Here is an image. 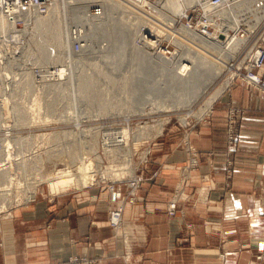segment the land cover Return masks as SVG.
<instances>
[{
    "label": "rangeland",
    "instance_id": "374dc122",
    "mask_svg": "<svg viewBox=\"0 0 264 264\" xmlns=\"http://www.w3.org/2000/svg\"><path fill=\"white\" fill-rule=\"evenodd\" d=\"M164 4L165 1L160 2V17L157 16L161 21L160 31L158 32V43L160 48L164 50L165 55L171 58V65L168 66L161 61L158 64V60L154 59L155 65L149 66L153 74L148 73L151 76L147 75L149 82H136L135 79L129 83L121 81L125 76L127 79L131 77L130 75L137 77L134 73L127 72L124 75L123 72L126 69L134 72L138 62L135 60L133 63H129L130 61L124 58L125 53H122L124 46L118 49L119 44L117 43L120 42L121 27L124 25L122 21L123 17L120 16V8H114V12L111 15L113 19L111 22L108 21L106 23L105 29H101V35L96 36L93 40V42L102 41V43L109 45L108 50H91L85 53V55L79 56V58L78 54H74L68 47L51 43L46 49L50 51L52 57L56 55L60 57V61L53 64L50 63L53 59H50L49 63H35L34 61L39 54V50H37L34 44L37 42L32 37L39 29L33 28L32 25H29L31 29L28 27L26 29L22 21H16V29L14 28V30H28L27 33L31 32L25 40H18V42H22L25 46L23 50V47L16 49L13 44L9 43L11 36L8 32L12 30L11 27L0 28V55L4 57V60H0V125L2 127H0V143L5 145L9 144L8 146L6 145L7 148L5 147L4 151L0 149V158L3 156V158L9 159L7 160L8 165L5 164V166L8 167L10 165L9 170H7V173H9L7 176L10 177V181L12 182L7 187L4 183L5 179H2L0 183V189L4 185L5 190H7H0V225H4V222L10 218L11 215L8 213L11 214L17 207L27 206L37 196H54L62 192L82 190L90 187L107 189L110 195L111 193L108 188L111 185L114 186L115 191L120 189L119 191H121L122 199L124 200V210L127 203L134 204L139 201L138 193L142 188L143 179H146V176H150L151 174V164L153 162L151 160H153L156 151L164 154L169 152L171 148H177L176 150L179 151L190 148L189 136L195 131L194 127L196 125L198 126L211 111L210 109L204 113L210 98L218 94L216 96L217 98L222 92L226 93L231 89L229 87L223 91L224 86L226 88L227 76L225 70L226 64L224 63L226 61L230 62L234 58V55H230L231 59L229 56L224 59L219 57L218 61L223 64H221L220 72L216 76L213 75L211 81L209 77L214 69L211 67L212 61L210 59L209 61L203 60L205 65L202 63L199 64L201 72L198 81L190 82V84L189 81H184V85L186 86L180 90L179 87L182 85L172 81L170 75L174 72V67L177 63L179 64L183 59L181 51L183 50L186 54L189 52H200L211 56V58H213V55H210L208 52L209 49L206 46L200 45L192 39L191 41L187 40L188 37L180 32L181 26L185 22L184 19H179L175 15L174 19H176V23L173 29L169 28L168 22L171 21L170 18L172 17L170 16L174 13L171 10H169L171 12L167 11L166 5ZM194 5H188L186 10ZM161 13L165 14L168 19H164L165 16ZM132 21L130 20L129 23H132ZM111 26L115 28L113 31H111ZM6 30L8 32H4ZM41 30V33L45 36L51 39L54 38V33L48 30V28ZM131 32H134L137 36L138 31H136V28L132 29ZM13 33L16 34V40L23 37V33L21 32ZM174 37L180 38L181 42L178 43L175 39L171 40ZM132 38L134 37L132 36ZM197 46L200 48L202 46L205 50L202 48L198 50L196 49L198 48ZM222 46L224 48L228 47L226 44ZM66 48L69 49L68 53L76 55L73 56L75 60L69 58L67 54H64L66 52L62 50ZM19 50H21L20 56H18L20 53L17 52ZM228 51L234 53L236 50L231 49ZM172 53L174 57H170ZM144 54L148 53L144 52ZM143 58L142 66L145 68V63L149 65V60H146L145 57ZM89 63H96L98 66L93 67ZM61 67L65 69L66 76L61 81L59 80L61 83H55L56 80L51 79L53 77H50L48 75L49 72L47 74L46 70L51 69V71H54V69ZM143 67L142 69L144 70ZM100 69L106 70L110 76L93 75V71L96 72ZM42 74H46L47 76L45 75L42 78ZM69 76L71 78H68ZM168 76L170 77L168 78ZM82 77H92V79L88 83L87 78L82 80ZM111 78L112 80H110ZM208 81H210L209 84L200 93L201 88ZM27 82L30 83L31 89L25 90ZM50 83H55L52 87L59 86L65 89L56 90L55 93H51V91L47 90L48 88L45 89L46 85H51ZM86 84H91L94 91H83L85 87L82 86ZM196 86L199 90H196ZM194 87L196 94L192 95L190 93H192V88ZM53 95H58L59 97ZM20 110L22 114L19 113ZM19 116H23L26 119L25 122H20V124L18 122L20 119ZM160 123H162L163 128L158 132ZM2 124L8 127L5 129ZM108 129L110 130L108 131ZM120 129L128 130V146H123V148L120 146V148H117L114 146L118 145H110L113 142L108 140L104 142L107 136L106 133L104 134L105 130L108 133L110 131L113 132L112 130L115 132L121 131ZM104 143H109L110 146L106 145V147ZM74 148H79L80 151H76L75 153L73 152ZM107 148L109 150H106ZM63 150L64 152H62ZM7 153L10 154V158L6 157L5 154ZM75 154L84 156V160L87 162L91 160L90 162L96 168L97 183L95 182V185L82 187L73 181L71 184H64L59 190L50 189L48 187L49 182L45 179L63 177L60 179L71 178L73 180L72 173L67 174L70 176L66 177L63 174L71 169L69 166L73 164L72 158ZM21 157L22 159H20ZM194 157L197 161L195 168H197L200 158L198 152L196 156H191L192 159ZM74 164L76 165L77 163ZM127 165L128 171L124 173L125 175L122 178L118 176H116L118 178L115 177L116 179L111 176H107V179L101 178L103 177L102 172L104 170L112 167L116 168L117 166L127 167ZM189 167L191 168L190 163L188 165ZM186 174L183 171L181 172L173 194L169 199L166 210L168 216L173 217L176 213L183 214V205L190 198V194L185 193L186 180L189 176L187 175L184 179L183 176ZM136 175L140 177V183L137 190H134V194H132L133 190H129L128 180L134 178ZM0 176L3 178L2 175ZM22 181H26L27 183ZM7 192L9 196H6V198L2 197ZM31 193H34V195L28 199L27 195L29 196ZM172 202H175V208L172 209V213H169L168 207ZM113 204V206H117L116 203ZM2 205H8V207L5 206L3 208ZM109 226L113 231L120 233L123 229V222L118 228H114L110 222ZM186 228L190 230L192 226L189 224ZM128 229L130 227L127 226L126 230ZM263 257L264 254H259L256 256V260L261 261ZM74 258L79 259V264L93 263V261L90 262L85 256ZM71 260H73V257L67 259L65 262L62 261L52 264H68Z\"/></svg>",
    "mask_w": 264,
    "mask_h": 264
},
{
    "label": "crops",
    "instance_id": "0c3cea01",
    "mask_svg": "<svg viewBox=\"0 0 264 264\" xmlns=\"http://www.w3.org/2000/svg\"><path fill=\"white\" fill-rule=\"evenodd\" d=\"M258 72L264 79V66ZM229 108L239 111L234 145L226 137ZM194 128L189 149L156 151L139 201L124 207L120 233L109 226L115 206L107 189L40 195L0 225V264L78 256L91 264H264L256 260L264 254V95L235 81ZM191 150L199 164L187 171ZM182 171L190 198L171 217L167 205Z\"/></svg>",
    "mask_w": 264,
    "mask_h": 264
},
{
    "label": "built area",
    "instance_id": "2783aa9c",
    "mask_svg": "<svg viewBox=\"0 0 264 264\" xmlns=\"http://www.w3.org/2000/svg\"><path fill=\"white\" fill-rule=\"evenodd\" d=\"M112 1L119 5L115 8L121 9V17L124 18L125 16H129L131 21L132 18L135 17L139 21L140 24L138 26L135 24L134 26L136 31H138L137 36L135 35L137 48L141 50L148 49L149 46H152V43L160 47L158 43V32L160 31L161 21L157 16L160 17V2H164L165 0ZM180 1L186 3V0ZM60 2L66 3L71 13L78 14V11H81L85 14L82 21L75 22L71 19L72 16L68 21L67 28L70 36L71 51L76 53V55L78 54L79 57L91 50L109 49V45L102 43V41L93 42L96 36L101 35V29H105L106 23L108 22L104 1L102 0H0V14H4L6 19L13 24L10 32L7 30L4 31L8 32L11 36L9 43L13 44L16 49L23 47L24 50L25 46L22 42H18V40H25L26 37H29L31 32L27 33L28 30H14L16 21H22L26 29L27 27L31 29L29 25H32V21L45 15L50 6ZM192 4L195 5L188 10H186L187 6L184 7V15L179 18L185 20L183 24L184 27L194 31L207 40L212 39L211 37H218L221 41L220 46H225V44L228 45L226 49L230 47L234 49L235 45L232 43L241 40L240 45L233 53L234 58L226 63V88L224 86L223 91L231 87L235 81H241L246 86L264 95V79L258 72L259 69L264 66V0H192L189 5ZM166 9L167 11L171 10L167 6ZM161 14L165 16L164 19H168L165 14ZM171 17V21L168 22V25L170 29H173L176 23L174 19L175 15L173 14ZM102 20L104 21L102 22ZM13 32H21L23 33V37L16 40V34ZM170 36L172 37V35ZM226 37H231V42L230 40L226 42ZM172 39H175V37L171 38V40ZM187 40L191 41V38L188 37ZM68 50L69 49L66 48L62 51L66 52L64 54L68 55ZM17 52L20 53L18 54V56H20L21 50ZM172 56L174 57L173 53L170 57ZM0 60H4V57L1 55ZM73 60H75V58ZM47 72H49L50 75L53 71L48 70ZM238 113L239 111L233 108L229 109L227 113L226 137L229 145H234L236 142V117ZM2 147L3 144L0 143V149H2ZM191 152L192 155L196 156V151L191 150ZM196 165L197 161L195 157L193 159L191 158V168H187V171L193 169V167L195 168ZM187 175L188 174L183 176L184 179ZM128 181V185L130 186L129 190H133L132 194H134V190H137L140 183V177L136 175ZM108 189L111 193V202L117 204V206L109 212L108 220L114 228H118L122 224L124 200L122 199L121 191H119L120 189L115 191L113 185ZM6 194H8V192ZM174 203L175 202L169 204V213L173 212L172 209L175 208ZM68 264H79V259L73 258Z\"/></svg>",
    "mask_w": 264,
    "mask_h": 264
},
{
    "label": "bare ground",
    "instance_id": "6f19581e",
    "mask_svg": "<svg viewBox=\"0 0 264 264\" xmlns=\"http://www.w3.org/2000/svg\"><path fill=\"white\" fill-rule=\"evenodd\" d=\"M102 1H104V8H105V12H106L107 19H108L107 21L111 22V20L113 19V17H111V15L114 12V8L115 7H118L119 5L116 4V3H114V1H112V0H102ZM191 2H192V0H186V3H183L180 0H165L166 6L169 7L173 11L174 15H177L178 16V18H180V17H182L184 15V13H183L184 7L185 6H188L189 3H191ZM71 16H72L71 19H73L75 22H77V21H82L84 19L85 14L83 12H81V11H78V14L73 13V12L71 13L70 12V9L68 8V5L66 3L60 2V3H56V4H53L52 6H50L48 8V12L45 15H43L41 17H38L34 21H32L31 24H32L33 28L39 29V31H37V33H34V35L32 37V39H34V41L37 42V43H34V44L36 45L37 50H39V54L37 55L36 60H34L35 63H44V62L49 63L50 62V59L51 60L53 59V61L50 62L52 64L55 63V62L60 61L59 60L60 57L58 55L52 57V55L50 54V51L48 49H46L47 47H49V45L51 43H54V44H56L58 46H62V47L63 46L64 47H68L69 49L71 48V45H70V36H69L68 28H67L68 27V21H69V19H70ZM132 19H133L132 23H129L130 20H131V18L129 16H125L122 19V21L124 22V25L121 27L122 32H121L120 38H119L120 39L119 40L120 42L117 43V44H119V48L118 49H121L124 46V48L122 49V53H125L124 58H126L127 60H129L130 61L129 63H133V61H135V60H137V62H138V64H136L137 66H136V69L134 70V72L129 71L128 69H126L124 71L125 73L123 72V74L126 75L127 72H131V73H134L135 75H137V77L136 76H133V75H130L131 77L129 79H127L126 76H125V78H123L121 81L124 82V83H126V82L129 83V82H131V81H133L135 79L136 82H149L148 76H151V75H148V73H152L153 74V72H152V70H150V67L149 66H154L155 65L154 61L155 60H158V64H160L159 61H161L164 64H166V65L169 66V65H171L170 64V59L171 58L167 57L165 55V52L159 46H155L154 43H152V46H149L148 49L141 50V49L137 48L136 47V43H135L136 42V40H135L136 39L135 33L134 34L131 33L130 30L132 31V29H135L133 25L136 24L138 26L140 23H139V21L135 17H133ZM103 21L104 20H102V22ZM12 26H13V24L8 19H6L5 15L4 14H0V28H9V27L12 28ZM102 26H103V24H102ZM43 28L44 29L45 28H48V30H51L54 33V35H53L54 38L51 39L50 37L45 36L44 34H42L41 33V31H42L41 29H43ZM114 29L115 28H113V26H111V31H113ZM166 32H168V31H166ZM180 32L183 35H185L187 37H190L192 40L197 41L198 44L206 46V48L209 49L208 52L210 53V55H213V58H211V56L202 54L200 52L199 53L189 52V53L186 54L183 50L181 51V56H182L183 59H182V61L179 64L177 63V65L174 67V72L170 76H171L172 81L177 82L178 84H181L182 85V86L180 85L181 87H179V89L182 90L186 86V85H184V81H189V84H190V82H197L198 81V78H199L200 72H201L200 67H199V64L202 63L203 65H205V63L203 62V60L209 61V59H210L212 61L211 67H213L214 69L212 70L211 76L209 77V79L211 81V79H213V75L216 76L220 72V67L222 66L221 64H223V63H221V62L218 61L219 60V57H222L224 59V58H227L229 56V58H230V55H232L233 53L231 51H228V50H231L232 47H230L228 50H226L225 49L226 47L224 48L223 46H220L221 45V41L219 40L218 37L217 38L211 37L212 39L207 40L204 37H202L201 35L199 36L198 34H196L194 31L187 29L183 25L181 26ZM132 36L134 38H132ZM229 40L231 42V37H226V42H228ZM175 41L178 42V43L181 42L180 38L178 39V37L175 38ZM240 42H241V40H237V42L232 43L233 45H235V47L233 46L234 47V50L240 45ZM120 44H122V45H120ZM201 48L203 49L204 47L201 46ZM201 48L198 47L196 49H198V50L200 49L201 50ZM203 50H205V49H203ZM144 52L145 53H148V54H144ZM74 54H76V53H74ZM73 56H76V55H72L71 53H68V57L69 58H72ZM143 57H145L146 60H149V65L147 63H145V65H146L145 68L142 66L143 65L142 62L144 61V58ZM199 58L200 59L202 58V59L200 60ZM223 62H224V60H223ZM226 63H227V61H226ZM226 63H224V64H226ZM89 64H92L93 67L94 66H98L96 63H89ZM58 67H59V65H58ZM142 67L144 68V70L142 69ZM49 71H51V69ZM46 72H47V70H46ZM65 72H66L65 69L63 67H61V68L54 69V71L52 73H50V75L48 74V72H47V74L49 76L53 77L51 79L56 80L55 83H61V82H59V80L61 81L62 78L66 76V73ZM45 75L46 74H44V75L42 74V78ZM93 75H103L104 77L110 76L109 73L106 70H104V69L97 70L96 72L93 71ZM170 76H168V78ZM134 77H136V78H134ZM68 78H71V77L69 76ZM82 78H83L82 80H84L87 77H82ZM91 79H92V77H88L86 80L89 83L91 81ZM78 80H80V78H78ZM110 80H112V78ZM210 81H208V83H206L201 88L200 93L205 88V86L207 84H209ZM55 83L54 84L50 83L51 85H46L45 86V89L48 88L47 90L48 91H51V93H55L56 90H60V89L63 90V89H65L64 87H59V86H53L52 87V85H55ZM185 83H188V82H185ZM61 85H63V84H61ZM25 87H26L25 90L31 89L30 83L27 82V84L25 85ZM49 87H51V88H49ZM82 87H85L83 89V91H87V90L94 91L91 84H89V85L86 84V85H84ZM196 90H199V88L197 86H196ZM61 94H63V93L61 92ZM190 94H192V95H195L196 94L195 87L192 88V93H190ZM217 95L218 94H216L215 96H212L210 98V100L208 101V104H207V108H206V110H205L204 113L208 112L211 109L212 103L214 102V99L216 98ZM53 96L59 97L58 95H53ZM53 96H51V97H53ZM50 100H51V98H50ZM151 107H154V106H151ZM156 108H158V107H156ZM19 113L22 114L21 110L19 111ZM19 118H20L18 120L19 123L20 122H25V120H26L23 116L22 117L19 116ZM162 123L159 124L158 132H160L162 130V128H163ZM2 125H3V127H5V129L8 127V126H5L4 124H2ZM0 127H1V125H0ZM9 128H11V127H9ZM109 130L110 129H108V131ZM105 131H104V134L106 133V135L109 136V137L106 136L105 139H104L105 140L104 142H106L107 140L110 141V142H113V144H110V145H118V146H114V147H117V148L118 147L120 148V146L123 148V146L126 147V146L129 145V138H128V130L127 129H122L121 131H118V132H115L114 130H112L113 132L110 131L108 133H107V131L106 132ZM104 144H105V146L106 145L107 146H110L109 143L108 144L104 143ZM6 145L3 144V147H2V150L3 151H4V148L5 147L7 148V146L9 144L7 146ZM106 150H109V148H107ZM116 150H118V149H116ZM8 151H5V152H8ZM76 151H80L79 148L78 149H76V148L73 149V152L76 153ZM62 152H64V150ZM82 154H83V152H82ZM5 155H6V157H9L10 158V154L7 153ZM85 158H86V156H85ZM17 159H18V157H17ZM20 159H22V157ZM64 159H66V158H64ZM7 160H9V159L8 158L7 159L6 158H3V156L0 158V172H2V173H0V175L3 176V178L0 176V183H1V180L2 179L3 180L5 179L4 180V183L6 184L5 185L6 187L9 186L12 183L10 181V177L7 176L9 174V173H7L8 172L7 170H9V168H10V165L8 167L5 166V164H7ZM12 160H15V159H12ZM90 161L91 160H88V162L85 161L84 160V156L82 157L80 154L73 155V158H72V163L73 164H70V166H69V167H71V169L68 170L67 172H65L63 174V176L66 177V176H70V175H67V174L72 173L73 174V180L71 178H69V179H60V178H63V177H58L57 179L56 178L45 179L47 182H49L48 187L50 189H53V190H59L60 187H62L64 184H71L73 181H74L75 184L80 185L82 187L89 186V185H95L97 183L96 182L97 181V178H96V174L97 173L95 171L96 168H95V166H93V164ZM20 162H22V161H20ZM74 163H77V164L75 165ZM20 165H22V164L20 163ZM100 167H102V166H100ZM126 171H128V165H127V167H118L117 166L116 168H113V167L112 168H108V170H104L102 172V176L103 177H101V178L102 179H107V176H111V177H114V178L116 176H118V177H121L122 178V176L125 175L124 173H126ZM118 177H116V178H118ZM11 179H13V178L11 177ZM22 182L27 183L26 181H22ZM5 186L3 185V188H1V189H4L3 191H7V190H5L6 189ZM1 195H3V194H1ZM33 195H34V193L33 194L31 193L29 196L27 195V198L30 197V196L32 197ZM6 196H9V195L8 194H5L2 197H5L6 198ZM2 197H1V199L4 201V199ZM7 202L9 203V201H7ZM3 204H4V202H3ZM8 205H4V206L2 205V207L3 208L5 206L8 207ZM5 210H7V209H5ZM8 214L11 215L10 213H8ZM124 242H125V240H124Z\"/></svg>",
    "mask_w": 264,
    "mask_h": 264
}]
</instances>
